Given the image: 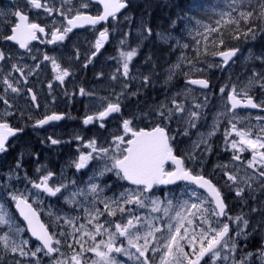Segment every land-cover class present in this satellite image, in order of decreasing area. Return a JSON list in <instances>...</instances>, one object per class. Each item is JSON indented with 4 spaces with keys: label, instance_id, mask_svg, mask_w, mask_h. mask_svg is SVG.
<instances>
[{
    "label": "snow or ice",
    "instance_id": "obj_1",
    "mask_svg": "<svg viewBox=\"0 0 264 264\" xmlns=\"http://www.w3.org/2000/svg\"><path fill=\"white\" fill-rule=\"evenodd\" d=\"M97 2L103 6V12L97 15H90L83 9L89 7L91 0H81L79 8L75 10L71 8H55L48 3V0H44V2L42 0H26L24 7L17 6L12 11L0 13L5 18H14L11 34L2 35L0 38L15 42L20 49H28L29 43L38 38L37 32L45 33L44 27L30 21L25 8L43 9L49 16L55 11L63 16L66 23L60 27H56L54 23L51 30V39L46 41L48 44H56L65 41L68 34L75 28L85 25L95 26L102 21H107L109 18L116 19V13L127 7L125 0H97ZM258 3V13L255 11V6H253L254 10L252 11L239 12L238 18H232L230 12L221 13L220 20L216 22L217 25H220L221 22L224 25H236L237 27L232 30L234 39L248 38L249 36L254 39L259 29L253 23V18L264 19V0H258ZM229 7H231L233 12L237 11L233 5ZM241 21H243L244 25H250L244 28L242 32ZM208 31L209 33H215L219 29L212 27ZM143 32L148 35L152 34L151 28H144ZM108 35L107 28L99 32L94 44L95 51L91 53V57H95L100 52L104 42L108 39ZM124 35L127 36L126 33ZM161 39L167 40L168 37L161 35ZM204 39L207 40V37H204ZM120 43L127 46L125 39H122ZM197 44H199V41H197ZM219 44H224L222 36L219 39ZM205 48L207 50L206 46ZM238 51L237 48H230L217 50L212 54L222 57L223 64L226 65L237 55ZM197 52L199 54V50ZM137 55L138 48L135 47L120 52V63L126 80L130 75V63ZM91 57H89V62H91ZM77 58L79 57L77 56ZM257 59L264 63V56H259ZM44 60L51 61L53 71L56 73V80L63 82L64 78L69 75L68 69H61V65L56 58L45 55ZM0 61H6L3 51H0ZM188 63L193 64L194 71H202V69L195 68L193 61H188ZM25 67L16 63L11 65L12 70L21 73V76L26 80V76L31 75L34 69L29 68L27 73H25ZM85 67H87V64H85ZM176 67H179V64ZM11 75L12 73L8 72L2 83L6 86L5 91L10 89L12 93L18 94L20 88L14 86L13 81L10 79ZM112 78L117 79L115 75ZM171 78V75H169L168 79L170 80ZM143 79L144 85L147 86L150 83V78L145 76ZM16 83H19V81H16ZM187 84L199 85L204 89L209 88V82L206 79L189 78ZM253 85H259L264 90V72H253L247 84L240 87L234 85L230 91H227V103L230 107L226 111L232 115L228 121L230 128L225 130L224 137L226 150L229 148L234 150L233 161H241L242 153L245 151L251 152V159L246 161V167L252 171L250 173L245 172L243 176H240L239 165H233L237 169L235 173L227 170L228 165H217L218 168L223 170L224 176L227 177L225 187L229 190H234L235 196L241 200H243L245 189H248L249 192L255 191L253 187L255 183L259 182L260 186L264 187V151H262L264 149V126H261L258 131H254L253 126L237 127V123L243 119L236 115L237 109L261 108L264 110V101L258 104L254 102L253 96L250 94V89ZM49 87L51 88L52 85L49 84ZM127 87L128 85L125 83L124 88L127 89ZM188 91H191V89ZM219 91L225 93L226 89L220 88ZM29 92H31V89H29ZM80 93L81 95H91V93H86L84 88L80 89ZM124 95L125 93L121 92L115 102L109 101L103 110L98 111L95 115L87 116L83 123L88 125L94 121H100L99 126L104 128L105 124L103 121H105L106 117H109L111 113L121 112L120 97ZM132 95H136V93H132ZM0 100L6 106L4 112L0 113V154H2L8 150L7 142L9 138L14 137L18 132H22L23 129H16L10 126L6 118L11 115L8 110L11 105L4 96H0ZM36 100V96L32 95L33 103H36ZM171 104L172 106L169 107L166 103H161L156 108L155 116L160 119V123L156 124L150 131H145L144 129L134 131L130 127L132 122L124 119L122 123L123 130L125 134L130 132L132 139L125 140L123 136H114L113 143L115 147L111 151L109 148L99 145L95 139L88 141L84 145L85 148L91 149V151L81 152L78 160L74 161V166L78 171L90 166V161L102 160L105 163L98 175L103 176L106 173H113L118 179L128 181L131 185H135L136 188L125 189L119 197L103 196L105 187L92 182L96 175L94 173L92 177H89L87 190L77 188L69 196L65 197L66 202L70 204H80L76 199L77 196H84L86 201L89 195L93 197L92 200L87 201L91 207H84V211L87 214V223L93 225L94 231L86 230L85 225L80 224L78 228H74L73 232H60V235L70 236L75 241V244L79 245V250H77L73 244H68L71 250L70 255H65L57 247L62 242L55 238L56 234L49 233L45 226L39 223L36 211L32 204L29 203V197L5 182L2 187L7 191L8 197L15 203L20 216L27 223L28 231L40 242L35 250L29 251L25 250L28 241L20 240L17 242L13 233L18 234L24 229L12 224V217L8 216L4 208L7 200L0 195V201H2L0 202V225L7 226L9 229L8 233L0 236V244L3 245L5 252L19 253L21 257L30 254L32 257H36L37 261L39 260L37 253L43 252L44 255L52 257L54 264H89L88 259L84 255L86 252L93 253L95 257L90 264H124V261L117 259L114 254L127 257L133 264H207L206 258H210L212 264H246L248 258L253 256L252 253H247L246 256L239 259L236 258L235 254L238 251L237 239L248 235L245 228L250 227L249 220L244 215L229 216L226 198L223 196L222 190L210 178H206L204 175L197 173L194 168L188 167L184 157L177 156L173 152L171 141L174 137L169 135L168 123L174 119L182 120L186 116L188 126L196 127V121L202 115L199 110L204 105L195 103L192 108H186L183 103H177L175 99L171 101ZM220 115H223V113ZM62 118V115L53 112L51 115H46L43 119L37 120L35 126H43L52 121H59ZM256 120L264 121V117L257 116ZM216 123H218V120ZM187 134V129H185L184 135ZM213 134L214 131L209 133V135ZM233 134L238 139L229 140V137L233 136ZM49 139L53 145L60 143L58 139L51 137ZM76 139L81 140V137L77 136ZM201 144L205 145L204 151L210 149L207 140L201 137L199 141L194 142L193 151L187 153V161H191L193 164L198 162L199 158L195 150L200 148ZM122 145L126 146L122 147ZM169 164L172 165L171 169L167 167ZM20 167L21 165L18 161L16 169ZM37 171L39 172L40 169L38 168ZM14 172L15 170H11L7 174V178L11 179ZM53 175L54 173L49 171L47 175H41L38 181L27 177L25 179L32 185L33 189H36L35 196L37 198H39L41 192L57 197L58 194L63 195L62 190L67 191L69 186L62 182L59 183V186L51 185L50 179ZM177 181H187L190 185H195L196 187L188 191V195L193 199L184 200L179 204V210L175 212V216L170 217L175 223L166 224L167 234H164L161 228L156 227L152 223L154 219H157L156 217L145 218L135 214L132 207H125L126 205H135L136 208L143 209L150 204L152 212L163 211L164 216H169L170 210L173 208V201L165 197L168 206L162 209L161 205L163 202L152 194L157 186L173 185ZM72 183L75 185V181ZM196 189H203L208 193V196H203ZM97 202L103 204V210L96 207ZM250 211L260 215L262 221H264V207H252ZM105 213L108 217H115L119 213L121 217H127L126 222L117 220L113 225V221L107 220L101 223L100 217ZM221 217H226L227 220H222ZM60 219L62 217L57 216V221ZM75 219L74 217L64 219V223L73 225ZM195 221H199V223L197 224ZM236 221L242 222L244 227H240L237 224V230L235 236H233L231 235L230 224ZM105 224L108 226H105ZM190 228L192 229L191 233L189 232ZM157 233H160V235H157ZM97 236H106V239L97 240ZM84 237H88L93 242L92 245L85 247L86 241L82 243ZM121 238L123 239L121 240ZM141 240H143L142 244L140 243ZM153 241L156 243L154 244ZM181 241L187 244L191 252L185 251V244L181 243ZM132 249L135 251H131ZM54 253L58 254V256H53ZM149 253L152 255H149ZM157 256L159 257L158 261L156 259ZM256 258L260 260L261 264H264V248L259 250ZM16 264H22V261H16Z\"/></svg>",
    "mask_w": 264,
    "mask_h": 264
},
{
    "label": "rangeland",
    "instance_id": "obj_2",
    "mask_svg": "<svg viewBox=\"0 0 264 264\" xmlns=\"http://www.w3.org/2000/svg\"><path fill=\"white\" fill-rule=\"evenodd\" d=\"M151 2L159 1L161 3L168 2L165 5H161V9H165L167 11V14L163 15L161 14V18L164 19L163 24H156L152 20L154 17V9L151 8ZM240 1L242 0H134V10L137 12L140 20L137 22L138 31L145 28L146 25H151V29L154 30L155 28L157 30L162 29H169L171 30L170 33L176 32L174 34V37H182L185 32H187L188 28L189 35L192 36V38H196L195 45L192 46V54L186 57L185 53L177 56L176 49L179 45H181V48H183L182 44L177 41L176 43L172 44V46H167L169 42V38L167 40H164L165 42H162L161 35L158 33L157 41H151L148 44V41L146 39V47L144 51V57H142L141 62L147 64V62L153 63L154 65L151 66L150 69L145 70V67L137 65V63L142 64L141 62H136L135 57L133 59V62L130 63V71H133L135 74L132 75L133 78H136L139 82V88L130 90L129 87L127 89L124 88V76H123V69L121 70V76L120 78L113 82L112 89L107 90L105 87L102 89V91L105 93H102L98 91V89L92 90V88L88 89L86 93H91V95L85 94L83 97V101L85 102V106L83 107L84 110L91 109V101L92 104L95 105H102L106 104L109 101L115 102L117 99V96L124 92L125 95L120 97V103H121V112H119V116H121L118 119V122H115L114 124L108 123L105 124L104 128H101L100 126L98 128H95L96 135L92 138L89 136H85L83 139V143L81 148H84V151L81 152H88L91 151V149L85 148L84 145L93 139L97 141V143L105 148H109L110 151L115 147L113 143V137L116 135L123 136L125 140L129 139V133L125 134L122 123L124 119H128L132 123L130 124V127L134 131H138L139 129H145V128H153L156 126V124L160 123V119L155 116V110L161 103H168L170 98L176 99L177 103H183L186 108H192V105L195 103L203 104L204 107L200 109L199 111L202 112V115L200 118L196 121V127H189L188 122L186 119V116L182 120L174 119L170 123H168L167 127L169 131L171 132L174 139L172 141H178L184 144L185 146V152L186 154L193 151V144L196 141H199L201 137L207 140L208 145H210V149L208 151H204L205 145L201 144L200 148L195 150L196 155L203 156V165L207 163V160L211 155L214 154V151H217L215 154L216 160H218V157L222 155L226 150V142H225V130L230 128L229 125V118H231V113H228L226 109L230 106L227 103V91H230L232 87L235 85L237 87L243 86L247 84L248 80L252 77L253 72H264V63L261 62V60L257 59L258 56V50H263L264 48L260 47V49H254L255 43L258 45H261L263 42L260 41V37L264 34V19H261L260 26L258 27V31L256 32L255 38L253 39L250 36L249 45L243 50H239L237 52V55L234 56L232 61L229 65L224 66L223 60H221L218 55L211 54V49L207 46L205 42V34L207 35L209 33L208 29L212 28L215 24L217 25V20H220L221 13H231V16L234 18L235 15H238L241 11H249L250 7H252V3H249V0H245V5L248 10H243L240 8ZM44 2V0H42ZM188 2H193L192 7L196 9L197 13L191 14L192 18L196 24L195 27L193 25L188 24L190 22L184 20L185 15L187 14V10L185 7L187 6ZM26 3V0H16L15 3L12 2H5L3 4L2 9L4 11H1V13L7 12V10L11 9L14 10L17 6L24 7ZM48 3L55 8H61V9H68L71 8L73 10L79 8V5L81 3V0H48ZM230 5H233L237 11L233 12ZM92 6L89 5L87 9H91ZM27 14L29 15L31 22H38L40 25L42 24H48L51 25V28H53V25L55 23V26L58 27V24L62 25L66 22L64 21L63 16L57 14L55 11L51 16H49L47 13L43 11V9H32V8H25ZM86 9H83V11ZM86 13H89L85 11ZM125 12V11H124ZM123 13V12H122ZM121 13V14H122ZM74 14V12H73ZM158 14V13H157ZM159 15V14H158ZM195 16V17H194ZM128 17V16H127ZM126 17L127 26L130 25V22L128 18ZM202 18H208L207 22L202 21ZM227 19V17H225ZM209 20V21H208ZM126 22L122 20V26L125 27ZM4 21L2 18V15H0V27L3 28ZM223 25V22H221ZM154 26V28H153ZM135 27V28H136ZM192 27V28H191ZM177 29H181L180 31H177ZM119 28L116 26L115 28V38L112 41V44L119 46V49L121 50L125 45H121L120 41L122 39L119 38L118 35ZM80 31L73 30L71 33L68 34V37L66 38L67 41H71L74 39ZM142 38H143V34ZM160 37V38H159ZM171 37V36H169ZM140 38L139 41H137L136 46H138L140 49L143 48L144 40ZM183 38V37H182ZM258 39V42L256 41ZM197 41H199V44H197ZM203 41L202 48L200 47V42ZM49 46H52L48 43L44 44L42 42H35L28 46V49L25 50H19L17 48L12 49V51H5L6 61L0 62V76L2 74H6L8 72H11L12 75L10 79L13 81L14 86L20 88V95L26 103L28 101H31L30 95L28 94V99L25 98L26 96V90L25 87H27V84L24 82L23 79L19 77V72H15L12 70L11 65L13 63L18 64L19 66H26L25 72L32 68L30 65L31 60L33 57L39 55L41 52L47 50ZM207 47V50L205 48ZM3 49H6L4 45H2ZM53 47V46H52ZM259 48L258 46H256ZM9 48V47H8ZM129 50L128 47H125V51ZM199 50V54L197 52ZM1 51V49H0ZM175 51V54L172 53ZM118 53V54H117ZM48 56L56 58L57 61H59L60 54L58 52H51L47 53ZM41 57L43 55H40ZM260 56H264V54H260ZM106 58V64L105 66L109 69L110 73L108 77H112L114 75L113 69H115L114 62L120 59V53L117 52L114 48L113 50L104 56ZM166 60L168 64H166L164 68V71L169 72L172 71V74L180 73L183 83L177 87L176 91L174 90L172 93L170 89L168 88L167 84L160 83L161 76L163 75V70H158V68L166 63ZM188 61H193L196 69H202V71H194L193 70V64H189ZM48 62L51 63L50 60ZM179 64V67H176V65ZM211 65V66H210ZM150 72L152 76H154V81L157 84V86L161 89V95H157V97L152 98L151 96L146 97L142 96L146 90L153 88L152 82L145 86L143 85L142 79L144 77V73ZM218 72L222 75L221 79L215 78L213 76L212 72ZM34 72V71H33ZM32 72V73H33ZM116 72L117 68H116ZM233 73H236L240 78L236 80L235 75ZM38 77H41V71L36 70L35 73ZM171 74V75H172ZM187 74V75H186ZM189 78H202L207 79L210 81L212 88L211 89H203L194 85L187 84V80ZM4 78H0V83L2 86ZM16 81H19V83H16ZM74 81H71L69 86L70 90L72 91V88L74 86ZM48 84L46 80L39 79L35 83V87L37 88L38 95L46 93L45 88H47ZM4 86V91H5ZM258 85H253L250 89V94L253 96L254 100L258 101V104L264 101V90H262L259 87L258 92ZM220 88H225L226 92L221 93L219 90ZM191 89V91H188ZM80 91V89H79ZM95 91V92H93ZM8 90L5 91L7 94ZM35 94V92L33 91ZM132 93H136V95H132ZM171 93V95H170ZM106 95H109L110 99ZM152 95V94H151ZM184 95V96H183ZM189 97H188V96ZM103 98V99H102ZM179 98V99H178ZM189 98V99H187ZM186 99V100H184ZM18 102V101H17ZM17 102H13V104H16ZM26 103L24 105H26ZM99 107V106H98ZM221 108V110H220ZM128 113V115H127ZM223 113V115H220ZM130 114V115H129ZM236 115L239 117H242L243 119L241 122L237 123V127L239 128L242 122L248 121V117L259 115L257 111H236ZM80 116H83L80 114ZM87 117V116H86ZM85 117V118H86ZM74 120V118H73ZM218 120V123L216 121ZM59 122L58 124L54 125L55 128L48 129L49 133H46V131H42L41 126L34 127L33 124L27 123V124H18L17 129L19 128H26L25 135H22L19 139L15 140L12 144L10 141L8 146V152L11 150L14 152L13 157V163L11 164V167H13V170L15 172L13 173V176L11 179L7 178V174L10 171L5 172L2 170V164H0V184H4L5 182L11 185L12 188L19 189L21 192H23L26 196L29 197V201L33 203V205L36 207V209L39 211V213L42 216V219L44 222L48 225V228L50 230V233H55L56 239L61 240V245H58L57 247L60 248V251L64 253L65 255H70L71 250L68 247V244H73L77 250H79V245L75 244V241L67 235H60L61 231H64L65 233L73 232L74 228H78L80 224L85 225L86 230L94 231L93 225L88 224L86 220V213L84 211V207H91L90 204L87 203V201H90L93 199L91 195L87 197V201L85 200L84 196H77V201L80 202V204H70L66 202L65 197L69 196L73 191H75L77 188H84L87 190V182L89 180V177H92L95 175V179L92 181L93 183L98 184L101 187H105V192L103 196L107 197H119L122 192L125 191V189H134L136 188L135 185L128 184L126 181L118 179L113 173H106L103 176L98 175L99 171L103 168L105 161L97 160V161H90V166H87L85 169L77 170L72 173L70 179V171H71V164H74V161L76 159L74 157H71L70 154L64 153V154H57L46 152L44 150V147H51L49 143H47L48 135H59L65 130L74 129L77 130V132H80L79 125L81 123H78L76 125H67L64 128V125L62 124V121H55ZM98 123H101L100 121ZM208 123V126H207ZM30 124V126L28 125ZM215 124V128H214ZM82 125V124H81ZM100 125V124H99ZM210 126V127H209ZM209 127V128H208ZM185 129H187L188 134L184 135ZM35 132V134H32L31 132ZM90 133L93 131L92 129L88 130ZM214 131L213 135H209V133H212ZM74 132V131H72ZM83 134V133H82ZM85 135V134H84ZM42 138V140H40ZM232 139H238L237 137L230 136L229 140ZM44 145H41V143ZM126 146V145H122ZM230 149V148H229ZM228 153L231 155V153H234L232 149L228 150ZM2 155V154H1ZM0 155V156H1ZM33 157L36 161L34 163H31L30 158ZM59 160V161H58ZM19 161L21 167L19 169H16V164ZM10 167V168H11ZM216 167V164H215ZM40 169L38 172L37 169ZM75 168V167H74ZM172 168V166H171ZM51 171L54 173L53 177L50 179V184L53 186H59V183L67 184L69 187L67 191H63V195L58 194L57 197L49 196L45 193L40 194L39 198L35 196L36 189L32 188V185L28 183V180L25 179L27 177L31 180H39V177L41 175H47V173ZM69 173V174H68ZM68 174L67 178L66 177ZM35 175V176H33ZM73 181H75V185H73ZM160 187V186H159ZM159 187H156L153 191V196L156 198L161 199L163 202L161 205V208L167 207V199H171L173 201V208L170 210L169 216H164L163 211L160 212H152L151 211V205L149 204L148 207H145L143 209L136 208L135 205H126L125 207H132L134 209V213L141 215L145 218H151L156 217L157 219H154L152 223L156 226L161 228L162 232L164 234H167L166 224L167 223H175L174 220H171L170 217L175 216V212L179 210V204H181L184 200H190L193 198H190L188 195V191L190 189H193L194 187L191 185H184L179 190L176 189H169L159 192ZM4 190V188L2 189ZM11 190V189H9ZM197 190V189H196ZM5 191V190H4ZM200 192L203 196L204 193L200 190H197ZM234 191V190H233ZM5 196L7 198V203L14 205V202L8 197L7 191H5ZM167 197V199H165ZM103 198V197H101ZM2 202V201H0ZM96 207L103 210V204L97 202ZM5 211L7 212L8 216L12 217V224L14 226H18L24 231L15 234V238L17 242L20 240H26L28 241V244L25 248L26 251L29 250H35V248L40 244L37 241H34L30 235H26V227L25 225L20 223L19 217L12 216L9 214V211L7 210V205H4ZM51 213V215H50ZM15 215V214H14ZM57 216L62 217L59 221H57ZM76 218L74 220L73 225H67L64 223V219L67 218ZM127 217H121V215L118 213L115 217H108L105 213L103 216L100 217V222L104 223L107 220L113 221V225L115 221L122 220V222H126ZM195 223H199V221H195ZM105 226H108L105 224ZM114 230V228H113ZM146 230V229H145ZM9 229L7 226L0 225V236L5 235V233H8ZM183 231V229H182ZM27 232V231H26ZM189 232H192V229H189ZM75 235H79L78 233H74ZM157 235H160V233H157ZM235 236V234H233ZM105 237L97 236V240ZM123 238H121L122 240ZM85 247H88L89 245H92V241L88 239V237H84L82 240V243L85 242ZM237 242V241H236ZM119 243V241H118ZM126 246V241L124 242ZM140 243H143V240L140 241ZM155 244L156 242L153 241ZM181 243L186 244L184 241H181ZM131 251H135L132 249ZM185 251L191 252V249L188 247H185ZM4 253L8 254V256L1 257V254ZM238 254V252L236 253ZM85 258L88 259L89 264L92 259H95L93 253L86 252ZM117 256V259L124 261V264H133L132 261H129L127 257L121 256L119 254H114ZM149 255H152L149 253ZM53 256H58V254H54ZM37 257L39 260L37 261L36 257H32L30 254L25 257H21L19 253H12L11 251L5 252L3 245L0 244V264H16V261H22V264H54V261L52 257L44 255L43 252L37 253ZM158 258V257H157Z\"/></svg>",
    "mask_w": 264,
    "mask_h": 264
},
{
    "label": "flooded vegetation",
    "instance_id": "obj_3",
    "mask_svg": "<svg viewBox=\"0 0 264 264\" xmlns=\"http://www.w3.org/2000/svg\"><path fill=\"white\" fill-rule=\"evenodd\" d=\"M5 2L15 3L16 0H0V13L1 11H4L2 7ZM125 2L127 3V7L124 10L125 12L122 11L123 13L120 12L119 14H116V19L109 18L107 21L100 22L99 24L95 26L75 28L73 30L80 31V32L74 39H72L71 41H67V39H65V41L63 42H58L56 44H50L53 47L49 46L47 50L41 52L39 55L35 56L31 60L30 65L32 66L31 69H34V72L31 75H27L26 80L24 77L21 76V73H19V77L23 79L24 82L27 84V87H25V90H26L25 98L28 99L29 98L28 94H29L31 96L30 97L31 101H28L26 103L25 101H23L20 93L18 94L12 93L10 89H8V92L6 94L4 91V86H2L0 83V96H4L6 99H8L9 104L11 105V107L8 109L11 112V115L6 118L10 126L17 128L18 124L31 123L33 124L34 127H36L35 125H36L37 120L43 119L46 115H51L53 112L63 116V118L59 121H62L64 128L67 125H76L78 123L82 124V125L81 124L79 125V129L81 133L77 132V130L70 129V130H65V132L59 135L57 134L48 135L47 143H49L51 147L49 148L44 147V150L46 152L53 153V156H54V153H57V154L68 153L71 155V157H74L76 160H78L80 151H84V148H81L82 146L81 143H83V139L85 138V136L87 135L90 138H92L96 135V132L94 130L95 128L99 127V124H100L98 123L99 121H94L92 123H89L88 125H85L83 123V120L85 119L86 116L95 115V113H97L98 111L103 110V108L106 107L107 103L94 106L91 101V109L84 110L83 107L85 106V102L83 101V97L85 95H81L79 89L84 88L85 92H87V90L90 88H92V90L98 89V91L102 93H104L102 91L104 87L107 90L112 89L111 87H112L113 82L117 81L120 78L121 70H122V65L120 63V59L118 58L117 62L116 61L114 62L115 69H113L114 75L117 77V79H113L112 78L113 75L112 77H108L110 71L105 66L106 58L104 56L110 53L113 50V48L117 52L119 51V53L121 51H125V47H128L129 49L133 47L138 48V55L135 57L134 61L141 62L142 57L145 58L144 51L146 47V39L149 40L148 44L152 40L155 42H159L156 39L158 37V33H160V35H164L169 38L170 43L167 46H172V44L176 43L177 41H179L182 44L183 48H181V45H179L178 48L176 49L177 56L185 53L186 57H188L189 55L192 54V46L195 45L196 38H192V36L189 35L188 32L190 30V27H187L188 30L187 32L183 34L182 36L183 38L177 37V36L174 37V34H176V32H174L172 36V33H170L171 30L169 29L157 30L156 28L154 30L151 29L152 31L151 35H148L146 32H143V38H142V35H141L142 30L138 31V27H136L137 22L140 20V18L137 12H135L134 10V5H133L134 0H125ZM166 3L168 2H165V4ZM165 4L163 3L161 5L163 6ZM90 6H92L91 9L84 10V11L89 12L87 14L97 15L98 13H102V9L99 4L91 2ZM9 11H12V10L11 9L7 10V12ZM161 13L164 17V15L167 14V11H165V9H162ZM126 17L128 18L130 22V25L128 26L126 22ZM2 18L4 21L3 23L4 26L3 28L0 27V36L9 35L11 34L12 21L14 20V18L12 17L5 18L4 16H2ZM202 19L204 22H207L208 18L207 19L202 18ZM122 20L126 22L125 27L122 26ZM152 20L155 22V26L157 23L158 24L164 23V19L162 18H157L155 20L153 17ZM184 20L190 22L188 24L193 25V27L196 26L192 18V15L190 13H187L185 15ZM35 23H38V22H35ZM40 26L45 28V33L41 34L37 32L38 38L36 40L31 41L29 45L35 42H42V41H44L42 43L46 44V41L51 39V30H52L51 25L42 24ZM60 26L61 25L58 24V27ZM116 26L119 28V31H118L119 38L126 40L127 46H124L121 50L119 49V46L112 44V41L115 38ZM106 28L108 29V32H109L108 39L104 42V45L101 48L100 52L97 53L95 57H91V53L95 51L94 44H95V40L99 36V32ZM145 28H151V25L149 26L146 25ZM180 30L181 29H177V31H180ZM125 33L127 34V36L124 35ZM140 38L144 40L142 49L136 46V43L137 41H139ZM162 42H165V41L162 40ZM2 45H4L6 49H3ZM185 45H187V47H185ZM14 48H17L19 50H25V49H20L18 44H16L13 41H6L0 38L1 51H3L4 53L5 51L10 52ZM51 52H58L60 54L59 61L57 62L61 65V69H68L69 71V75L64 78L63 82H60L55 79L56 73L53 71L52 63L48 62V60H44V56L47 55V53H51ZM172 53L175 54V51ZM40 55H43V56L41 57ZM77 56L79 58H77ZM89 57H91V62H89ZM0 62L2 63L3 61H0ZM145 62L147 64L144 63V66H143V62H141L142 64L137 63V65L145 67V70H146V67L147 69H150L151 66L154 65L153 63L151 64L150 62H147L146 60ZM85 64H87V67H85ZM166 64H168L167 60H166V63L162 64L158 68V70L164 71V68L167 67L165 66ZM37 65H39V67H37ZM116 68L118 72H116ZM36 70L41 71V74H42L41 77H38L35 74ZM27 71L25 73H27ZM134 74L135 73L133 71H130L129 78L127 80L126 79L124 80V82L127 83L130 90L139 88L138 80L132 77V75ZM171 74H172V71H169V72L164 71L163 75L161 76L160 83L167 84L168 88L170 89L172 93L174 90L176 91L177 87H179L183 83V79L180 73H175L172 75ZM169 75H171L172 77L170 80L168 79ZM5 76L6 74H2L0 78L1 77L4 78ZM145 76L150 78L153 88L146 90L142 96H146V97L151 96L152 98H155L157 97V95H161V89L155 83L153 79L154 76H152L150 72H146V71L144 73V77ZM39 79L46 80L48 84L47 88H45L46 93L41 94V95H38L37 88L35 87V83ZM71 81H74L75 83L72 88V91L70 90L71 86H69ZM142 82L144 85V79H142ZM49 84L52 85L51 88L49 87ZM211 88H212V85L210 83L209 89ZM257 88L259 92V85ZM29 89H31V92H29ZM33 91L35 92V94L33 93ZM32 95L36 96L37 98L36 103H33ZM106 96L108 97V99H110L109 95H106ZM172 100L173 98H170L167 103L169 107L172 106L171 104ZM13 102H17V103L13 104ZM254 102L258 103V101L256 100H254ZM25 103L26 105H24ZM5 108L6 106L4 105L3 101L0 100V113H3ZM237 110L238 111H257L259 113V115L248 117V121L242 122L240 127L253 126L254 131H258L261 126H264V121L256 120L257 116L264 117V110H262L261 108H256V109L239 108ZM80 114H82L83 116H80ZM119 114L120 113H112L109 117L105 118V121H103V123L104 124H108V123L114 124L115 122H118V119L121 117L119 116ZM58 123L59 122H55V121L49 122L48 124L41 126L42 128L41 130L46 131V133H49L48 129L55 128L54 125ZM28 125L30 126V124ZM207 126H208V123H207ZM19 129H22V128H19ZM90 129L93 130L91 133L88 131ZM26 131H27L26 128H24L21 134L13 138L11 142L12 141L14 142L15 140L19 139L22 135H25ZM31 133L35 134V132L33 131ZM169 135L172 136L170 131H169ZM77 136H80L81 140H77L76 139ZM49 137L53 139H58L60 143L53 145ZM40 140H42V138H40ZM171 144L173 147L174 154L177 156L184 157L187 162L188 167L194 168L197 173L204 175L206 178H210L213 181V183H215L217 187H219L222 190L223 196L226 198L227 211H228L229 216L235 217L237 215H244L245 218L249 220L250 227L245 228V231L248 233V235L246 237L242 236L237 239L238 254H235V255H236V258L239 259L240 257L246 256L247 253H252L253 256L248 258L246 264H261L260 260L257 259L256 257L259 254V250L261 248H264V221H262V218L260 215H258L257 213L251 212L250 209L252 207H264V187H261L259 182L255 183L253 185L255 191L249 192L248 189H245L243 200H241L240 198H237L235 196V191L229 190L227 187H225L227 177L224 176L223 170L217 167V165H228L227 170L231 173H235L237 169L233 167V165H239V169H240L239 175L240 176H243L245 172L250 173L252 170L246 167V161L251 159V152L245 151L244 153L241 154L242 155L241 161H233L232 160L233 153H231V155L228 153V150L230 149L225 150V152L218 157V160H216V157H215V154L217 151H214V154L209 157V159L207 160V163L203 165L202 164L203 156L197 155L199 159L196 164H193L191 161H187V154L185 152V146L184 144L179 142V138L177 142L171 141ZM41 145H44V144L41 143ZM262 151H264V149H262ZM30 161L31 163H34L36 160L33 157H31ZM215 164H216V167H215ZM171 166L172 165L169 164L167 167L171 169ZM74 167H75L74 164H71V171L69 172L70 173L69 177L71 180H72V177H71L72 173L77 171V169ZM68 174L66 177H63V178H67ZM228 183H232V182H228ZM184 185H190V184L187 181H177L176 184L168 185L169 187L165 186L168 188L163 189V188H160L159 186L157 187L160 188V190L158 191L162 193V191L169 190V189L179 190ZM191 186H193L194 188L196 187L195 185H191ZM197 190L202 191L205 197L208 196V193L205 192L203 189H197ZM208 198L211 199L210 197ZM221 219L225 221L227 220L226 217H221ZM237 224H239L240 227H244L242 222L240 221L231 223L230 224V228L232 229L231 235L235 234L237 230ZM185 247H188L187 244H185ZM7 256L8 254H5V255L4 253L1 254V257L6 258ZM157 257L156 259L158 261L159 257L158 258ZM206 259H207V264H212V261L210 258H206Z\"/></svg>",
    "mask_w": 264,
    "mask_h": 264
},
{
    "label": "trees",
    "instance_id": "obj_4",
    "mask_svg": "<svg viewBox=\"0 0 264 264\" xmlns=\"http://www.w3.org/2000/svg\"><path fill=\"white\" fill-rule=\"evenodd\" d=\"M151 8L154 9V19L156 20L157 18H161V12H162V9H161V2L159 1H155V2H151ZM192 3L193 2H190V3H187V6H186V12L187 13H191L193 12V9H192ZM246 1H240V8L243 9V10H248L245 5ZM249 3H252L253 6H255V11L258 13L259 12V3H258V0H249ZM253 6L250 7L249 11H252L254 10L253 9ZM159 15H158V14ZM233 18V17H232ZM234 18H238V15H235ZM253 23L256 24L258 27L260 26V23H261V19H255L253 18ZM241 32L244 30V28L250 26V25H244L243 21H241ZM213 27H217L219 29L218 32H215V33H208L207 35L205 34V37H207V40H205L207 46L211 49V54L214 52V51H217V50H227V49H230V48H237L238 50H242L243 48H245V46L249 45V40H250V36L248 38H243L241 37L240 39H234L233 38V29H235L237 26L236 25H214ZM221 36L223 37L224 39V44H219V39L221 38ZM258 39L257 38V42H258ZM248 41V42H247ZM260 41L263 42L264 41V34L260 37ZM200 47L202 48V45H203V41L200 42ZM256 46H258L259 48H257ZM260 47L264 48V43H262L261 45H258L257 43H255V46L253 47L254 49H260ZM262 50V49H261ZM234 61V60H233ZM213 73V76H215V78L217 79H221L222 78V75L219 74L218 72ZM233 75H235L234 77H236V80H238L240 77L238 75H236V73H233ZM13 144V142H12ZM14 152L11 150L10 152H6V153H2V155L0 156V164H2V170H4L5 172L7 171H11L13 170V167H11V164L13 163V157H14ZM11 167V168H10ZM3 184H0V195H2L6 200V196H5V191L2 190L3 187H2ZM7 205V210L9 211V214H11L12 216H16V213L14 211V208L12 206V204L10 203H6ZM15 214V215H14ZM20 223L23 225V223L21 222L20 220ZM25 234L28 235V232L25 231Z\"/></svg>",
    "mask_w": 264,
    "mask_h": 264
},
{
    "label": "water",
    "instance_id": "obj_5",
    "mask_svg": "<svg viewBox=\"0 0 264 264\" xmlns=\"http://www.w3.org/2000/svg\"><path fill=\"white\" fill-rule=\"evenodd\" d=\"M92 2H96V3H98L97 2V0H91ZM101 5V4H100ZM101 7H102V12H103V6L101 5ZM124 9H121L120 10V12H122ZM120 12H117L116 14H119ZM103 22V21H102ZM86 26H90V25H85V26H83V27H86ZM220 57V56H219ZM221 59H223L222 57H220ZM196 79H202V78H196ZM210 85V84H209ZM194 86H197V87H200L199 85H194ZM200 88H202V87H200ZM204 89V88H203ZM245 109V108H244ZM112 114V113H111ZM110 114V115H111ZM109 115V116H110ZM107 118V117H106ZM145 131H147V130H145ZM21 132H18L16 135H18V134H20ZM15 135V136H16ZM14 136V137H15ZM14 137H10L9 138V141L12 139V138H14ZM132 139V138H131ZM8 141V142H9ZM7 142V143H8ZM127 183H129L128 181H126ZM130 184V183H129ZM161 186H164V185H161ZM166 186V185H165ZM29 203H31V202H29ZM33 206V205H32ZM33 208L35 209V211H36V214H37V218H38V220H39V223L40 224H43L44 226H45V228L48 230V228H47V226H46V224L44 223V221L42 220V218H41V216H40V213L36 210V208L33 206ZM14 210H15V212L18 214V216H19V218L22 220V222L24 223V225L26 226V229H27V231H28V225H27V223L24 221V219H23V217H21L20 216V214H19V211L16 209V207H15V203H14ZM49 231V230H48ZM28 233H29V235H30V237L33 239V240H35V241H37L38 243H40L35 237H33L32 236V234H31V232L30 231H28ZM49 233H50V231H49Z\"/></svg>",
    "mask_w": 264,
    "mask_h": 264
},
{
    "label": "bare ground",
    "instance_id": "obj_6",
    "mask_svg": "<svg viewBox=\"0 0 264 264\" xmlns=\"http://www.w3.org/2000/svg\"><path fill=\"white\" fill-rule=\"evenodd\" d=\"M243 1H245V0H243ZM192 5H193V3H192ZM192 9H193V12H191L190 14L197 13V12H196V9H194L193 7H192ZM246 47H248V45L245 46V48H246ZM245 48H243V49H245ZM243 49H242V50H243ZM260 54H264V49H263V50H258V56H260Z\"/></svg>",
    "mask_w": 264,
    "mask_h": 264
}]
</instances>
